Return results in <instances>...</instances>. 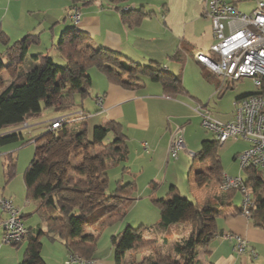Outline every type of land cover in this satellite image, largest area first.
<instances>
[{"label": "trees", "instance_id": "16d2710c", "mask_svg": "<svg viewBox=\"0 0 264 264\" xmlns=\"http://www.w3.org/2000/svg\"><path fill=\"white\" fill-rule=\"evenodd\" d=\"M110 1L117 3L120 0ZM230 3L237 6L236 1ZM117 11L120 13L123 23L131 28L138 26L146 17L153 14V12L145 10V4L139 8L120 6ZM39 43V34L28 35L21 41L11 43L9 37L0 28V45L4 47V51L0 52V68L3 66L2 57H6L12 67H19L29 49ZM186 48L183 47V49ZM54 49L66 62L62 71L57 70L49 54L40 53L35 56L38 61L36 67L27 74L19 73L10 85L1 91V128L9 126V122L17 120L13 125L23 124L29 118L41 114L43 102L47 107H53L57 111L73 108L76 105L77 94H80L82 98L90 95L92 78L88 71L94 67L105 74L110 83L125 88L136 90L144 87L147 82H154L161 83L169 96L177 97L187 94L183 86L182 72L175 75L159 64H155V67L145 66L114 51L101 47L96 48L90 43V38L77 29L63 32ZM186 58L184 50L183 54L174 57L181 64V70L184 68ZM206 74L204 71L203 76L209 82L214 83V80L210 81V77ZM219 83L218 80L217 83L215 82L217 88ZM67 124L65 123L60 129L54 130V140L69 143L66 153H71L75 147H84L89 143L87 123L80 124V129L69 128ZM109 134L114 135V140L104 143L103 137H107ZM0 139L3 138L0 137ZM31 142V140H24L22 145ZM125 143L126 135L123 132V127L117 122H109L97 127L95 144L104 150L93 157H86L81 164L78 176L68 178L61 171L55 175L54 182H50V177L46 172L49 166L42 157L33 161L27 169V198L37 201L35 213L47 225V234L52 240H60L64 244L68 256L78 255L83 260L96 261V239L89 238L84 234L88 220L93 218L98 219L97 221L101 225H113L124 218L125 213L122 211V206L106 204L109 200L105 193L108 186V174L104 169V163L110 160L126 159L128 150ZM220 147L222 145L216 140L208 146L205 145L196 157L210 164L209 174H206L202 180L206 184L212 181L217 184L218 195L213 198L218 202L225 199L231 201L236 193L242 192L244 195L245 193L241 188L227 191L220 189L224 177ZM54 161L56 162L57 158ZM4 166L6 181L10 182L16 176L14 155L6 156ZM244 170L250 176L248 181L243 179L244 187L250 194L254 205L250 209V217L254 219L256 227L264 229V176L258 169L247 168ZM91 174L92 177L89 178ZM132 187L134 189V184ZM121 190L122 187L119 186L114 193L120 195ZM117 197L122 198L121 195ZM154 203L162 214L158 230L163 233L169 232L172 225H177L178 217L186 213L190 207V203L181 196L176 186H171L167 199L155 200ZM241 211L244 214L243 206ZM220 212L221 210L214 209L211 201L203 207L194 205L192 215L188 219L193 225L189 238L183 241V244L178 242L174 249V256H160L150 259L147 264H192L197 254L194 249L198 246L204 247V252L207 255L210 251L209 247L216 237V228L210 229L206 221L208 218L214 219ZM207 213H210V216L206 219L204 215ZM88 215L93 217L87 218ZM141 230V228L129 227L112 237V243L117 248L118 260L126 250L136 252L155 244V240H148L141 235ZM249 247L252 248L250 244ZM244 254L251 256L250 251ZM39 255L36 245L30 244L23 264H33Z\"/></svg>", "mask_w": 264, "mask_h": 264}, {"label": "crops", "instance_id": "0c3cea01", "mask_svg": "<svg viewBox=\"0 0 264 264\" xmlns=\"http://www.w3.org/2000/svg\"><path fill=\"white\" fill-rule=\"evenodd\" d=\"M104 1L105 2L101 0H0V28L9 37L10 42L15 40L19 41L21 38L23 39L28 35H40V43L38 45L32 46V48L29 49L19 67H12L9 64V60L6 57H3L7 60L5 62L2 60L3 66L0 68V93L10 85V83L17 77L19 73L27 74L38 65V61L35 59L37 54H49L50 57L57 56L58 53L55 51L54 47L58 43L61 34L65 32L64 30L66 29H77L90 38V43L94 47H101L122 54L133 62L150 67H155V64H159L164 66L163 68H166L168 71H171L170 68L176 69L178 70L177 73H171L178 75L180 72H182L183 81L184 68L181 70V64L176 59H174V57L179 54H183L184 50V53L187 57L185 62L186 65L188 60H190L189 58H194L195 52H200L201 49L195 45L198 44L199 41H193L194 39H191L187 33L182 34L175 32L169 26V17L163 16L159 19L154 17L156 13L146 17L138 26L131 28L123 23L117 8L120 6L139 8L141 7L138 5L139 2L137 0H131L132 4H127L129 0H120L117 3H113L110 0ZM145 10L147 11L146 8ZM74 12H79L81 19L78 24L71 26L67 23V20L73 21L71 15ZM210 39H212L213 44V32ZM49 42L50 47L47 48L46 46ZM193 42H195V44ZM42 43H45L44 50L42 47L39 48V45ZM183 47L187 48L183 49ZM0 49V52L4 51V47L2 45H0ZM142 61L148 62L143 63ZM27 63H29V67L24 69V66ZM198 64L201 65L200 63ZM183 86L185 87L187 94L172 97L166 93L161 83L147 82L144 87L135 90L125 88L121 85L112 84L109 80L106 81L100 76H97V82L94 89H97L95 96L96 100L98 99L97 102H99L100 106L97 107L96 110H90L84 106L85 99L93 98L90 90V95L88 97H81V105L83 110L77 112V114L71 116L72 118H69L68 120L72 122V120L77 121L83 118V120L85 119L84 122L87 123L88 130V117H93L92 113L100 112L94 117L100 116L103 119H106L102 125L109 122H117L123 127V132L126 135L125 144L128 150L126 159L120 161H107L104 163V169L108 174V167L117 168L122 166L123 174L127 177H133L131 182H129L131 187L130 193L133 194L137 190V178H139V173H135L128 164L130 159L129 156L131 155V149L129 147L130 140H133L135 143L138 142V146L135 150L136 158L135 161H132V163L134 162L136 164H142L141 167L143 169L141 170H153L168 164V169L171 167L173 169L176 168V165L171 166L170 162L173 159H170L169 157L171 136L173 128L175 127L173 124L176 123L177 119L186 120V118H188L190 115V112H187L188 107L184 104L183 100H180V98L186 96L192 97L190 91L184 85V81ZM99 95L101 96L99 97ZM194 99L196 100V98ZM197 102L202 104L199 100H197ZM77 105H79V101H77L76 97L75 106ZM177 113H179V115H177ZM40 115L41 114L31 117L25 123L20 125H13L18 120L12 123L9 122V126L5 127V129H10L11 131L0 133V137L3 138L0 139V143L3 145L8 141H19L18 139L13 138V132L18 130L20 127L29 128L30 121L36 119ZM234 119L235 116L230 118L228 122L234 121ZM221 122L227 123L224 121ZM48 127H50V125ZM3 129L4 127L1 128L0 125V131ZM133 131L134 135L131 137ZM29 133L30 137H28L27 140H31L32 142L30 144L35 145L34 148L31 147L29 149L28 155L30 156V159H33V161L39 157L48 159V163L54 167H57V170H54L55 173L62 171L67 175L68 178L74 177L75 175L78 176L76 172L80 173V161H78V164L75 165L72 160L64 158V156H66L64 152L66 142L59 140L51 143L48 141L45 146L46 149L43 150V153L38 155L39 145H37V140L40 137L34 136L30 130ZM108 137H110V139L107 143L114 140L113 134H109ZM144 144L148 145V150H145ZM58 146L60 148V154H63V157L56 163L52 160L50 161L49 154L53 156L54 154H52V152L55 151L56 147ZM97 147H99V145H97ZM10 154L14 155L16 158L17 174V157L15 152L10 150L0 152L2 176L4 181H6L4 165L6 162V156ZM239 154L240 153H237L235 155L236 160H238ZM198 162L200 165V170L197 175V181L200 184L199 188L202 189L203 187L205 190L209 187V184L203 182L202 179L206 174H209L210 164L209 162H205L209 165V169L208 167L205 169L203 167L204 161L199 160ZM49 170L51 169H47L46 172L50 177V182H54V177L56 174L52 175ZM157 175H159V171L155 173L154 177L156 178ZM10 182L6 181L5 185H8ZM107 182L108 186L105 192L106 196L109 198L107 203L110 200L113 201V198L121 199L120 197H117L120 195L122 196V199H124L125 196L122 195V191L120 192V195L118 193H114L118 190L119 186H123L122 180L117 181L115 190L111 192H107L110 183L109 174ZM152 183L159 187V184L155 183L154 180ZM133 184L134 189L132 187ZM175 186L178 188L179 193L181 194L179 187L177 185ZM5 192L6 189L3 187V193H0V196L12 200L14 204H17V207H19L18 205L20 204V201L18 194L12 191L11 195H6ZM168 193L161 199L152 197L151 201L153 206L159 209L155 205L154 201L167 199ZM204 194L205 201L203 199V201L201 203H197V205L203 204L204 202L209 203L211 201V204L214 205V209L221 210V212L218 213L214 219L208 218L210 213L206 214L208 218L207 226L210 227V229L216 228V237L211 243L209 247L210 251L207 253V255L203 249L202 256L204 262L207 264H264V229L256 227L254 225V219L242 213L241 207L243 205L238 206L233 203V199L237 193L231 201L225 199L220 202L213 198L214 196L218 195V191L208 194L205 190ZM27 200L29 201V205L32 204V201L34 203L36 202L37 204V201L28 198ZM118 204H122V201ZM29 205H24L26 207V212L30 209L29 207L27 208ZM190 208V214L192 215L193 206H190ZM22 212L24 216V224L30 232L29 237L21 244L9 246L2 242V235L0 232V264H23L26 258L27 249L30 244L36 245L40 253L39 258L36 259L33 264H63L65 258L68 256L67 249L65 248L64 251L61 250L60 256L56 257L55 260L51 258L47 260L42 257L41 250L44 246L43 239H50L51 242L59 240H52V238L47 234V225L37 213L34 212L37 215L36 217L31 213V210L28 211V213H25L23 209ZM97 220L89 219L86 226H94L98 223ZM225 234H233L246 239L250 246L257 252L258 257L253 258L250 256V254L236 253L233 250V243L229 242L223 237ZM85 235L89 238L93 237L96 239L95 235L93 234L86 233Z\"/></svg>", "mask_w": 264, "mask_h": 264}, {"label": "rangeland", "instance_id": "374dc122", "mask_svg": "<svg viewBox=\"0 0 264 264\" xmlns=\"http://www.w3.org/2000/svg\"><path fill=\"white\" fill-rule=\"evenodd\" d=\"M101 1L105 2L104 0ZM137 1L139 2V6L145 4V8L147 9V11H153V13H156L154 16L156 18L160 19L163 16H168L170 21L169 26L175 32L182 34L187 33V35L191 37V39H194L193 41H199L198 44H195V42L193 43L196 45V47L201 49L200 52L210 55L209 49L212 46L213 42L210 37H212L213 27L211 19L204 16L206 5L208 4L209 0ZM220 1L225 3L236 1L239 11L246 14L252 13L257 8L258 2V0ZM127 4H132L131 0H129ZM67 23L71 26L76 24L71 20H67ZM15 41H12L11 43H14ZM42 44L39 45V48L42 47V49L44 50L45 43ZM49 44L50 42L47 44V48L50 47ZM196 54L197 52H195L194 58H189L190 60H188L187 64L184 66L183 72L184 85L190 91L191 96L196 98V100L190 96L180 98V100H183L184 104L188 107L187 112H190V115L188 118H186V120L177 119L176 123L173 124V126H175L173 130L181 126L185 128V144L187 147L185 150H182L180 152L179 158L177 160H171V166L176 165V168L173 169L171 167L170 169H168V164L162 166L161 168H155L153 170L145 171L141 170L143 169L141 167L142 164H136L134 162L132 163V161H135L136 158L135 150L138 146V142L135 143L133 140H130L129 147L131 149V155L129 156L130 159L128 164L135 173H139V178H137V190L133 194L130 193L131 187L129 185V182H131L133 177H127L126 175H124L122 166L117 168H107L110 181L107 192L115 190L117 181L122 180L123 189L121 191L122 195L125 196L124 199L113 198V201L110 200L107 204L117 205L118 207L122 206V211L125 213V216L121 221L116 222L113 225H101L98 223L94 226L85 225V234H93L96 237L95 245L97 246V261L94 262V264H147L150 259H156L160 256H174V249L176 245H178V242H180V244H183V241L189 238L192 232L191 230H193V225L190 223L191 221L188 220L191 217V208L189 207L186 213H183L178 217L177 225H172L169 232L163 233L158 230V224L161 222L162 214L159 209L153 206L151 201L152 197L161 199L167 195V193L170 191L171 186L177 185L180 189L182 197H185L188 200L190 206H194L195 204L197 205V203H201L203 201L205 197V190L208 194H212V192L218 191L215 181L209 183V187L205 190L203 187V190L199 188L200 184L197 181V175L200 170V165L198 162L199 159L195 157V154L197 155L205 147V145L208 146L212 142L216 141L217 137L213 132L207 130L203 126V119L201 115L196 112V109L200 108L201 112L207 110L215 119H218V121L220 120V122H228L230 118H232L236 114V109L238 108L237 103H239L240 100L244 97L258 94L259 90L255 85L253 79L247 78L241 79L237 82H230L229 80L223 79L221 76L215 75L209 69L203 68L197 63ZM51 58L53 64L55 65V67H57V70L62 71L66 65L65 60L62 59L59 54L57 56H51ZM2 60L5 62L7 59L2 57ZM142 62L146 63L148 61ZM28 67L29 63L24 66V69H27ZM170 69V72H178V70L176 69ZM203 70L207 73L206 75L210 77V81L214 80V83L209 82V80L203 77ZM88 74L92 78V85L90 90L93 98L85 99L84 106L86 108H89L90 110H96L97 107L100 106L99 102H97L98 99L96 100L95 96L97 89H94L97 82V76H100L101 78H103V80H108L106 75L102 74L100 70L95 67L90 69L88 71ZM217 80L220 82L218 88L215 84V82L217 83ZM100 96L101 95H99V97ZM76 97L77 101H79V105L75 106L72 110L69 109L70 111H57L53 107H47L45 102H43L41 104V115L36 119L30 121V127H20L18 130L13 132V138L18 139L19 141H8L3 145L2 143H0V152L10 150L15 152V155L17 157V174L14 180H12L8 185H5L6 181H4L2 176V164L0 161V193H3V187H5L6 189V195H11L12 191L17 193L20 201V204L18 206L21 210L24 209L25 213H28V211L31 210V213L37 217V215L34 213L35 206L37 204L36 202L34 203L32 201V204L34 205H29V201L27 200L26 186V172L33 161V159H30L28 152L29 149L31 147L34 148L35 145L27 144L23 146L22 141L27 140L28 137H30L29 130L34 134V136H39L40 138L37 140V145H39L38 155H40L41 153H43V150L46 149L45 146L48 141H50L51 143L55 142L54 130H50V127H48L54 119L63 118L64 120H66L64 123H68L67 125L69 128L76 127V129H80L79 125L84 122L83 118L77 121L72 120V122L68 120L69 118H72L71 116L83 110L81 105V95L77 94ZM197 100L201 101V103L205 106L203 107L202 104L201 106L200 103L197 102ZM99 113L100 112L92 113L93 117H88L87 119V139L89 143L86 146H77L71 153H66V150L69 147V143L66 142L65 144L64 152L66 156H64V158L72 160L75 165L78 164V161H80V163L82 164L86 157H93L95 154L101 153L104 150L101 146L97 147V145L95 144L97 141V127L102 125V123L106 121V119H103L100 116L94 117ZM177 115H179V113H177ZM8 131L11 130L4 128L0 131V133ZM131 135V137H133L134 131ZM109 139L110 137L107 136L103 137L102 140L104 141V143H107ZM249 146L250 144H248L243 138H230L225 144L222 145V147H220V154L224 166L225 175H228L232 178L245 179V181L249 180V174L246 170L242 169L240 161L235 159V155L237 153H243ZM59 149L60 148L58 146L56 147L55 151H51L54 155L52 156L51 154H49L50 161L52 160L53 162H55L54 159L57 158V163L59 159L63 157V154H60ZM192 153L194 154V156H192ZM45 161L49 166L47 169H51L49 170L50 173L52 175L57 174L54 172V170H57V167H54L53 165L48 163V159H45ZM81 164L80 168L82 166ZM203 167L205 169L208 167L209 169L208 163L204 162ZM158 171L159 175H157V177L155 178L154 175ZM76 173L77 175L79 174L78 172ZM74 177H76V175ZM90 177H92V174L89 176V178ZM153 180L155 181V183L159 184V187L155 186L152 183ZM244 200L245 195L242 192H238L233 199V203L235 205L242 206ZM121 201L122 204H118ZM205 204L206 203L204 202L203 204H198L197 206L201 205L203 207V205ZM24 205H29L27 206V208L29 207L30 209L27 210V212ZM204 216L207 219V216ZM90 217L93 216H87V218ZM129 227L133 229L141 228V235H143L148 240H155V244L136 252L126 250L120 256V260H118L116 255L117 248L112 243V237L127 230ZM0 232L3 237V229L1 227ZM43 245L44 246L41 250V254L42 257L47 260H49L50 258L55 260L56 257L60 256L61 250H65V246L60 240L51 242L50 239L44 238ZM203 249L204 247L202 248L199 246L198 248L194 249L196 250L197 254L192 264H207L204 262L202 256ZM67 259L68 256L65 258L63 264Z\"/></svg>", "mask_w": 264, "mask_h": 264}, {"label": "built area", "instance_id": "2783aa9c", "mask_svg": "<svg viewBox=\"0 0 264 264\" xmlns=\"http://www.w3.org/2000/svg\"><path fill=\"white\" fill-rule=\"evenodd\" d=\"M205 16L210 18L213 27L214 43L209 49L210 55L197 52L196 60L217 76L230 82L241 79H253L258 87V94L242 98L237 103L234 121L223 123L215 119L209 111L196 109L203 126L213 132L220 144L230 138H243L250 146L238 156L242 169H258L264 176V0H258L257 8L250 14L239 11L232 3L220 0H209ZM78 24L81 16L78 12L71 15ZM202 106V105H201ZM63 118L55 119L52 130L60 129ZM145 150L148 145L144 144ZM185 145V128L174 129L169 147L170 159L177 160ZM192 156L194 154L192 153ZM241 188L245 193L244 214L250 216L254 206L252 198L244 187L243 179L224 175L220 189L223 191ZM0 227L3 229V243L6 245L21 244L29 237V230L23 220V212L10 199L0 196ZM224 238L233 243L236 253L250 251L253 258L257 252L249 247V242L241 236L225 234ZM94 264V261L83 260L78 255L68 256L64 264Z\"/></svg>", "mask_w": 264, "mask_h": 264}, {"label": "clouds", "instance_id": "9594fccd", "mask_svg": "<svg viewBox=\"0 0 264 264\" xmlns=\"http://www.w3.org/2000/svg\"><path fill=\"white\" fill-rule=\"evenodd\" d=\"M78 13H79V12H78ZM197 62H198V61H197ZM198 63H199V62H198ZM202 66H203V65H202ZM203 67H204V66H203ZM247 97H248V96H247ZM244 98H245V97H244ZM200 105H201V104H200ZM203 107H204V106H203ZM53 121H54V120H53ZM64 121H66V120H64ZM52 123H53V122H52ZM52 123H51V125H52ZM64 124H65V123H64ZM64 124H63V125H64ZM62 127H63V126H62ZM50 130H52V129H51V126H50ZM185 145H186V144H185ZM221 145H222V144H221ZM195 157H196V154H195ZM224 175H225V174H224ZM94 262H96V261H94ZM79 264H80V263H79Z\"/></svg>", "mask_w": 264, "mask_h": 264}]
</instances>
